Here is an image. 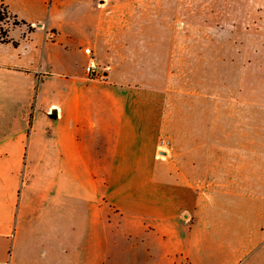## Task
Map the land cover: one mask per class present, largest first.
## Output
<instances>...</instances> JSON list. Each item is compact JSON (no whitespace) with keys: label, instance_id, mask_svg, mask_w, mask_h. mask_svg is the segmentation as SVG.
<instances>
[{"label":"crops","instance_id":"0c3cea01","mask_svg":"<svg viewBox=\"0 0 264 264\" xmlns=\"http://www.w3.org/2000/svg\"><path fill=\"white\" fill-rule=\"evenodd\" d=\"M0 3L31 28L0 43V264H105L110 246L124 264H264V118L249 121L254 100L174 101L168 69L187 58L134 41L120 50L124 27L93 0L83 20L64 14L65 0ZM85 47L103 78L87 77ZM213 60L225 76L228 64Z\"/></svg>","mask_w":264,"mask_h":264},{"label":"rangeland","instance_id":"374dc122","mask_svg":"<svg viewBox=\"0 0 264 264\" xmlns=\"http://www.w3.org/2000/svg\"><path fill=\"white\" fill-rule=\"evenodd\" d=\"M91 0H65L62 10L76 20L92 16L87 2ZM93 5L105 16L118 18L121 29L118 46L139 50H165L171 54L184 55V66H172L168 69V82L176 102H182L193 94L246 95L249 121L264 118L256 112L260 98H264V0H93ZM24 20L32 15L26 9L21 11ZM0 38H9L10 31L15 35L21 28L28 30L21 18L13 15L8 7L0 3ZM145 19V24L139 23ZM137 21V22H133ZM146 26V27H145ZM143 29L151 31L154 37L134 38L131 34L141 33ZM128 31V32H127ZM139 31V32H138ZM83 32H86L84 29ZM88 32V30H87ZM127 32V33H126ZM135 32V33H133ZM167 35V38L164 36ZM200 56V66H191L192 56ZM208 58H214L218 65L207 66ZM120 60L121 57L118 56ZM242 68L241 75L236 67ZM215 70V77L212 74ZM212 78L209 81L207 71ZM151 79H160L159 66L151 72ZM49 77H52L50 75ZM54 78V77H52ZM103 78L102 76L98 79ZM209 82V86L207 83ZM158 82L152 88H158ZM206 85V86H205ZM64 88V87H63ZM48 92V91H47ZM252 112V113H250ZM255 116V117H254ZM133 258V255H130ZM124 254H119L110 246L105 256V264H124ZM142 264H153L149 259L141 258Z\"/></svg>","mask_w":264,"mask_h":264},{"label":"built area","instance_id":"2783aa9c","mask_svg":"<svg viewBox=\"0 0 264 264\" xmlns=\"http://www.w3.org/2000/svg\"><path fill=\"white\" fill-rule=\"evenodd\" d=\"M51 37L52 36L49 35V38H51ZM83 51L88 57V61H87V64L85 66V73H86L87 77L90 79H98L99 77L102 76V74L98 70V64H97L95 57L93 56V52H92L91 48L85 47Z\"/></svg>","mask_w":264,"mask_h":264},{"label":"trees","instance_id":"16d2710c","mask_svg":"<svg viewBox=\"0 0 264 264\" xmlns=\"http://www.w3.org/2000/svg\"><path fill=\"white\" fill-rule=\"evenodd\" d=\"M2 20V18L0 17V21ZM23 25H26L28 27V29L30 30L31 28L27 25V23L23 20H21V22ZM0 43H13V41L10 38H0ZM14 44V43H13Z\"/></svg>","mask_w":264,"mask_h":264},{"label":"water","instance_id":"95a60500","mask_svg":"<svg viewBox=\"0 0 264 264\" xmlns=\"http://www.w3.org/2000/svg\"><path fill=\"white\" fill-rule=\"evenodd\" d=\"M161 153H163V152H161Z\"/></svg>","mask_w":264,"mask_h":264}]
</instances>
